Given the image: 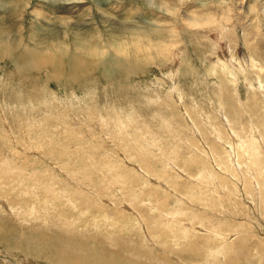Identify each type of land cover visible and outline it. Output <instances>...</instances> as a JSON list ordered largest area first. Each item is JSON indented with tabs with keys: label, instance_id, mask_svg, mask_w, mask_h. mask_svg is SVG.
I'll return each mask as SVG.
<instances>
[{
	"label": "rangeland",
	"instance_id": "rangeland-1",
	"mask_svg": "<svg viewBox=\"0 0 264 264\" xmlns=\"http://www.w3.org/2000/svg\"><path fill=\"white\" fill-rule=\"evenodd\" d=\"M0 264H264V0H0Z\"/></svg>",
	"mask_w": 264,
	"mask_h": 264
}]
</instances>
